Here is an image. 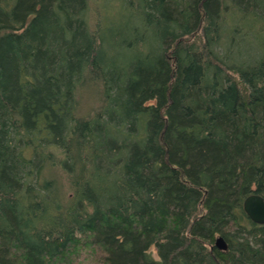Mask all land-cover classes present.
<instances>
[{"label": "trees", "instance_id": "obj_1", "mask_svg": "<svg viewBox=\"0 0 264 264\" xmlns=\"http://www.w3.org/2000/svg\"><path fill=\"white\" fill-rule=\"evenodd\" d=\"M251 195L264 0H0V264H264Z\"/></svg>", "mask_w": 264, "mask_h": 264}, {"label": "water", "instance_id": "obj_2", "mask_svg": "<svg viewBox=\"0 0 264 264\" xmlns=\"http://www.w3.org/2000/svg\"><path fill=\"white\" fill-rule=\"evenodd\" d=\"M243 211L249 220L256 225H264V200L258 195L248 196L242 205ZM214 246L225 252L227 244L222 237H217Z\"/></svg>", "mask_w": 264, "mask_h": 264}, {"label": "rangeland", "instance_id": "obj_3", "mask_svg": "<svg viewBox=\"0 0 264 264\" xmlns=\"http://www.w3.org/2000/svg\"><path fill=\"white\" fill-rule=\"evenodd\" d=\"M97 3L99 5H96ZM103 3H105V2H103ZM101 4L102 3L100 1L94 2L92 7H93L94 10H97L95 8V6H99V8H101L100 7ZM78 252H80V253L77 254L78 256H77L76 260L74 259L75 261H74V263L72 262V264H101V259H99V254L97 252H94V251L90 250L89 248H86L84 250L82 249V251L79 250Z\"/></svg>", "mask_w": 264, "mask_h": 264}]
</instances>
